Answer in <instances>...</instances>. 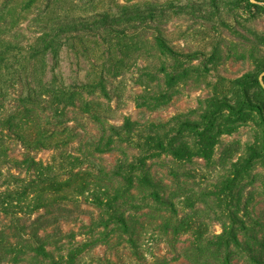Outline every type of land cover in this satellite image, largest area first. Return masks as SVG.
I'll use <instances>...</instances> for the list:
<instances>
[{
  "label": "rangeland",
  "instance_id": "rangeland-1",
  "mask_svg": "<svg viewBox=\"0 0 264 264\" xmlns=\"http://www.w3.org/2000/svg\"><path fill=\"white\" fill-rule=\"evenodd\" d=\"M247 199L264 0H0V264H195Z\"/></svg>",
  "mask_w": 264,
  "mask_h": 264
},
{
  "label": "trees",
  "instance_id": "trees-1",
  "mask_svg": "<svg viewBox=\"0 0 264 264\" xmlns=\"http://www.w3.org/2000/svg\"><path fill=\"white\" fill-rule=\"evenodd\" d=\"M241 212L221 215L219 234L208 235L194 217L188 218L183 225L199 226L192 234L191 245L186 248L190 254L186 259L194 257L195 264H264V210L256 209L251 199H247ZM121 225L125 230L129 228L124 219Z\"/></svg>",
  "mask_w": 264,
  "mask_h": 264
}]
</instances>
